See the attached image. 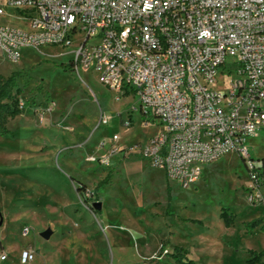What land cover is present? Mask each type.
Segmentation results:
<instances>
[{"label":"rangeland","instance_id":"374dc122","mask_svg":"<svg viewBox=\"0 0 264 264\" xmlns=\"http://www.w3.org/2000/svg\"><path fill=\"white\" fill-rule=\"evenodd\" d=\"M0 18L28 29L14 16ZM72 51L27 48L17 62L0 51V89H18L25 110L8 121L7 133L0 130L3 264H22L24 250L35 254L27 264H177L176 247L194 264H247L250 250L264 251V174L254 188L248 159L224 156L188 188L139 156L113 155L108 165L89 160L109 156L114 134L127 146L161 125L146 120L133 94L116 100L97 73L74 68ZM246 146L263 170L264 129ZM223 210L235 215L233 226L226 227ZM47 229L50 239L42 236Z\"/></svg>","mask_w":264,"mask_h":264},{"label":"built area","instance_id":"2783aa9c","mask_svg":"<svg viewBox=\"0 0 264 264\" xmlns=\"http://www.w3.org/2000/svg\"><path fill=\"white\" fill-rule=\"evenodd\" d=\"M8 9L28 29L0 23L7 59L19 61L27 48L73 47L74 68L97 73L116 100L133 94L146 120L161 125L127 146L114 134L109 156L91 162L139 156L188 188L207 165L237 154L260 187L246 140L264 129V0H3L0 16ZM34 257L24 250L20 261ZM8 258L0 254V264Z\"/></svg>","mask_w":264,"mask_h":264},{"label":"trees","instance_id":"16d2710c","mask_svg":"<svg viewBox=\"0 0 264 264\" xmlns=\"http://www.w3.org/2000/svg\"><path fill=\"white\" fill-rule=\"evenodd\" d=\"M10 80L11 79L9 78L8 81ZM19 94H20V91L18 89H17V93L14 95H12L11 93H5L3 88L0 89V130L3 133L8 132V129H7L8 121L10 119L16 118L17 116L21 115L25 111L24 106L21 104V101L19 99ZM4 98L8 99L9 103H3ZM257 172L263 175L264 165H263V170L258 169ZM103 183L104 182H102L101 184ZM167 191H168V198L170 201L171 187L169 185L167 186ZM220 217L224 221L226 227L233 226L235 222V215L229 214L227 210H223ZM261 221L262 219L254 220L250 223L249 226L251 228H256L257 226H259ZM194 222H200V221H194ZM261 229L264 231V226H262ZM175 250H176V253L172 254L171 256L175 259V262L177 264H194L193 261L184 260L181 257V255L183 254L182 251H184V249L180 247H176ZM249 254H250V258L247 260V264H264V251L257 252L255 250H250Z\"/></svg>","mask_w":264,"mask_h":264},{"label":"crops","instance_id":"0c3cea01","mask_svg":"<svg viewBox=\"0 0 264 264\" xmlns=\"http://www.w3.org/2000/svg\"><path fill=\"white\" fill-rule=\"evenodd\" d=\"M6 16H14L16 18L17 17V14L12 10L9 12V9L7 10V15ZM19 20L23 21L22 19L18 18ZM0 23L2 24H5V25H9V26H16V27H22L21 25L17 24V23H14V22H11V21H7V20H3L0 18ZM25 26H23L22 28H24ZM161 130V129H160ZM151 137V136H150Z\"/></svg>","mask_w":264,"mask_h":264},{"label":"water","instance_id":"95a60500","mask_svg":"<svg viewBox=\"0 0 264 264\" xmlns=\"http://www.w3.org/2000/svg\"><path fill=\"white\" fill-rule=\"evenodd\" d=\"M95 208L97 210H101L102 209V203L101 202H96L95 203ZM1 224V223H0ZM53 235V231L51 229H47L45 230L43 233H42V236L45 238V239H50V237Z\"/></svg>","mask_w":264,"mask_h":264}]
</instances>
